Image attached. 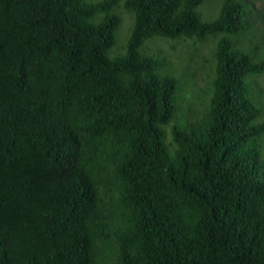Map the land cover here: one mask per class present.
<instances>
[{
    "label": "trees",
    "instance_id": "trees-1",
    "mask_svg": "<svg viewBox=\"0 0 264 264\" xmlns=\"http://www.w3.org/2000/svg\"><path fill=\"white\" fill-rule=\"evenodd\" d=\"M220 1L0 0V264H264V10Z\"/></svg>",
    "mask_w": 264,
    "mask_h": 264
},
{
    "label": "rangeland",
    "instance_id": "rangeland-1",
    "mask_svg": "<svg viewBox=\"0 0 264 264\" xmlns=\"http://www.w3.org/2000/svg\"><path fill=\"white\" fill-rule=\"evenodd\" d=\"M263 3H264L263 0L256 1L255 5H254L255 11L258 12V11L264 10ZM220 4H221V1L220 0H211V1L208 0V7H211V8H209V10L212 11V9H214V12L211 14V16H209V14H208V18L209 17H212L211 19H215V18L218 17L219 11H220V10H218V8H219V5ZM206 5H207V3H205V5L200 8V11L202 12V14H204L205 17H207L205 15V12H204V8L206 7ZM212 15H214V16H212ZM124 18H125V24L123 25L122 30H121V37H122V34L125 33L126 38H127V31L129 32L130 26H131V19L127 15H124ZM258 27L264 31V25H262L261 23H258ZM211 39L212 38H208L207 40H210L211 41ZM186 41L188 43V49L190 50V52L191 53H195V49H194V46H193V44L195 43V40L194 39H190V40H186ZM169 42L170 43H173V42H178V41H171L170 40ZM198 44H201V43H198ZM158 47H160V46L158 45ZM207 49H208V45H207V47H204V49H203L204 53L207 52ZM253 79H257V81L259 83V86H260V88L263 91V94L262 95H264V74L263 75H258V76H256ZM259 97H260L259 98V101L260 102L257 101V105H258V107L260 108V110L262 112L261 113V118H264V98L262 99L261 98V95H259Z\"/></svg>",
    "mask_w": 264,
    "mask_h": 264
}]
</instances>
